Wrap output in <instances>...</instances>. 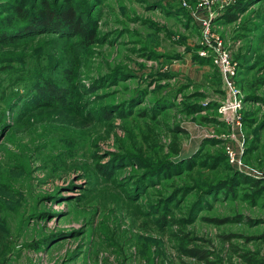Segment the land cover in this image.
<instances>
[{
	"label": "rangeland",
	"instance_id": "rangeland-1",
	"mask_svg": "<svg viewBox=\"0 0 264 264\" xmlns=\"http://www.w3.org/2000/svg\"><path fill=\"white\" fill-rule=\"evenodd\" d=\"M201 2L0 0V264H264V0Z\"/></svg>",
	"mask_w": 264,
	"mask_h": 264
},
{
	"label": "built area",
	"instance_id": "built-area-1",
	"mask_svg": "<svg viewBox=\"0 0 264 264\" xmlns=\"http://www.w3.org/2000/svg\"><path fill=\"white\" fill-rule=\"evenodd\" d=\"M204 5H209V0H202L201 2ZM208 3V4H207ZM211 45V44H210ZM212 47V55L211 61L213 65L218 69L219 73L221 74L223 84L228 90H232V74H233V66L229 57V53L215 45H211ZM240 107V101L236 100L234 97L232 100L228 101L224 106H222L219 110L223 120L228 124L234 125L235 120L238 118L237 111ZM233 139L234 135H231ZM226 151L229 157V161L231 163L234 162V154L232 149L227 146Z\"/></svg>",
	"mask_w": 264,
	"mask_h": 264
},
{
	"label": "trees",
	"instance_id": "trees-1",
	"mask_svg": "<svg viewBox=\"0 0 264 264\" xmlns=\"http://www.w3.org/2000/svg\"><path fill=\"white\" fill-rule=\"evenodd\" d=\"M237 8H239V6H237ZM21 12H22V11H19L18 14L21 15V14H22ZM43 13H44V17H45V19H47L46 21H44V23H45V24H49V23H47V22H48V20L52 17V14H51L50 10H49L48 8H45ZM58 15L61 17V19H63V21L65 22V24H67L68 28H69V27H75L76 30H78L77 27H78V25L80 24V23H79V19L75 17V15L73 14V10H72V9H67V10H65V11H63V12H60ZM23 17H24V16H23ZM42 19H43V18H42ZM4 21H5V20H4ZM61 21H62V20H61ZM245 182H251L253 185H256V184H257V181H256V180H251V179H250V180H247V181H245ZM192 254H194V253H192ZM241 256H243V258H244L247 262H250V263L253 262V261L251 260V257L246 256V255H241Z\"/></svg>",
	"mask_w": 264,
	"mask_h": 264
}]
</instances>
